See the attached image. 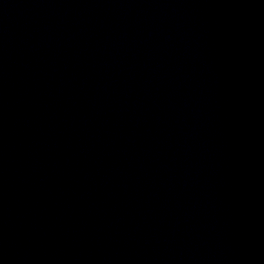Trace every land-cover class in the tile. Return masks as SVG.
Masks as SVG:
<instances>
[{
	"label": "water",
	"instance_id": "1",
	"mask_svg": "<svg viewBox=\"0 0 264 264\" xmlns=\"http://www.w3.org/2000/svg\"><path fill=\"white\" fill-rule=\"evenodd\" d=\"M0 264H264V0H0Z\"/></svg>",
	"mask_w": 264,
	"mask_h": 264
}]
</instances>
